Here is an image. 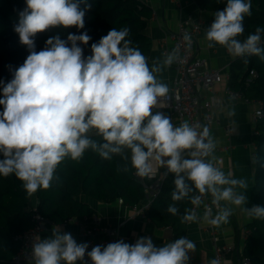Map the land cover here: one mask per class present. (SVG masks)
Here are the masks:
<instances>
[{"label":"clouds","instance_id":"9594fccd","mask_svg":"<svg viewBox=\"0 0 264 264\" xmlns=\"http://www.w3.org/2000/svg\"><path fill=\"white\" fill-rule=\"evenodd\" d=\"M14 31L26 45L29 55L15 69L13 78L3 86V111H0V176L14 174L28 195L48 190L58 166L71 159L79 163L87 151L111 160L120 156L129 171L144 178L158 167L164 176H174L167 211L177 215L175 202L188 200L181 223L203 220L219 228L229 222L234 205L248 217L264 219V206L248 203L246 178H234L216 166V141L207 125L184 120L178 126L158 109L169 98L170 88L159 75L180 60L181 46L165 52L150 67L148 58L128 39L130 29L112 28L98 43L91 45L92 55L85 58L80 44L91 37L69 34L50 37L43 50L36 51L35 37L53 28L85 27V14L92 7L87 0H25ZM84 8H81V4ZM251 0H226L223 10L216 11L214 21L206 29L208 47H224L232 57L257 56L264 61L262 34L257 27L246 39L244 19L251 16ZM183 42L190 46L191 36L185 32ZM70 45V46H69ZM248 63V60H244ZM3 84V81H0ZM235 115L234 110L228 116ZM237 128L231 121L232 132ZM98 136L101 139H94ZM256 162V159L253 161ZM198 193V194H196ZM211 196V204L204 197ZM204 205L203 216L197 209ZM77 243L71 233L54 227L49 237H36L29 264H189L196 243L187 236L154 245L150 237L134 244L118 241L107 246ZM208 264H221L220 258Z\"/></svg>","mask_w":264,"mask_h":264},{"label":"trees","instance_id":"16d2710c","mask_svg":"<svg viewBox=\"0 0 264 264\" xmlns=\"http://www.w3.org/2000/svg\"><path fill=\"white\" fill-rule=\"evenodd\" d=\"M91 4L90 10L85 14V27L77 29L53 28L35 37L36 51L43 50L48 38L59 35L67 40L69 34H82L87 32L91 40L87 45L80 44L85 58L92 55L91 45L98 43L112 28L117 30L128 27V39L133 46L138 47L148 58L151 67L150 54L152 39L146 35L148 20L153 15L151 7L140 0H87ZM201 10L214 14L223 10L226 0H196ZM251 16L244 19V33L239 39L244 40L249 34L255 32L257 27L264 28V0H251ZM26 8L25 0H0V99H3V86L11 81L16 68L21 66L29 50L20 42L19 35L14 26L19 21V12ZM84 8V4H81ZM70 46V45H69ZM262 47H264V34H262ZM247 59L248 63L244 60ZM251 71L256 76L247 82ZM229 87L240 91L250 100H260L264 106V61L257 56L236 58L230 68ZM0 105V111H3ZM264 108V107H263ZM94 139H101L93 136ZM255 151V184L256 191L252 195L254 205L264 206V118L257 124V132L253 136ZM0 155V159H2ZM125 161L120 156H113L111 160L102 159L98 154L87 151L83 159L77 163L65 159L57 168L54 181L48 190H38L28 195L22 187V182L14 174L8 177L0 176V261L10 263L20 248L19 237L31 229L36 221L35 212L43 215L51 224L61 225L65 221H90L95 214L94 209L80 200L82 195L102 203L123 201L129 207L140 205L146 200L147 186L152 184L149 177H138L128 163L129 171H122ZM165 168H161L163 185L158 196L153 200L146 211V216L160 228H170L174 239L187 236L188 224L181 223L180 217L186 208L193 205L188 200L175 202L179 209L177 215L167 211L170 204L171 192L174 190V176H164ZM198 194V193H196ZM37 206L33 207V198ZM247 228L249 237L245 240L241 260L250 259L251 264H264V219L252 218Z\"/></svg>","mask_w":264,"mask_h":264},{"label":"crops","instance_id":"0c3cea01","mask_svg":"<svg viewBox=\"0 0 264 264\" xmlns=\"http://www.w3.org/2000/svg\"><path fill=\"white\" fill-rule=\"evenodd\" d=\"M153 10L152 17L148 20L146 35L152 39V50L150 54V62L152 66L153 60L163 59L166 52V44L171 46L169 34L178 30L180 23L189 16L194 21L201 24L202 30L197 36V54L204 59L211 69L221 70L224 73L222 83L215 86V92L223 100V107L216 111V123L210 128L211 134L216 141V166L220 167L226 174L231 171L234 178H246L248 181V189L246 196L248 203L245 207L251 208L254 203L252 195L256 191L255 184V145L253 136L257 131L254 123V113L257 109L255 103H246L241 100H233L226 95L225 90L228 86L227 76L230 75L232 62L238 57H232L224 47L219 45L209 48L206 40V29L213 23V14L209 11L201 10L196 0H140ZM175 76L173 64L165 69L159 78L168 85L172 86ZM235 112L232 117L228 116L229 111ZM166 115L172 118L175 125L180 123L176 118L172 117L169 112ZM231 121H235L237 128L232 132ZM231 133L228 134L227 129ZM161 167L157 168L152 175H160ZM80 200L88 203L95 211L94 215L100 216L102 222L97 225L99 230L105 226L117 227L118 241L134 244L141 237H150L157 247L163 246L167 242H174V235L170 228H160L156 226L150 219L140 216H134L133 210L126 205L120 204L119 201L113 203H102L91 199L85 195ZM33 207L37 206V200L33 199ZM211 203V196L208 195L204 204ZM223 206L231 207L233 212L229 218V222L222 224L219 228L215 227L216 234L219 237L218 244L233 248V252L226 253L223 256L222 264H243L241 256L243 254L244 243L246 240L244 230L252 221L240 208L221 202ZM143 204V202L141 203ZM140 204V205H141ZM213 215L216 209L212 208ZM204 205L198 209V216L202 217ZM210 225L202 219L198 222L188 224L187 237L196 243V252L190 254L189 264H208L211 259L215 258L214 245L211 236L207 233ZM54 227H59L64 233H71L73 238L78 242L87 239L88 233L95 227L90 221L73 220L67 226L50 224L47 231L43 235V239L51 235ZM97 238L101 237V233H96ZM0 264H10L1 262ZM80 264V263H78Z\"/></svg>","mask_w":264,"mask_h":264},{"label":"built area","instance_id":"2783aa9c","mask_svg":"<svg viewBox=\"0 0 264 264\" xmlns=\"http://www.w3.org/2000/svg\"><path fill=\"white\" fill-rule=\"evenodd\" d=\"M201 30V24L194 21L193 18L189 16L180 23L177 31L169 34V41H171L170 44L172 47L166 44L165 50L166 52H171L177 45H180V60L173 63L175 76L170 88L169 98L162 101L165 106L163 109L158 110L164 113L169 112V114L176 118L179 123L188 120L190 123L199 122L211 128L216 123V111L223 107V100L216 94L215 86L223 82L224 73L221 70L211 69L208 66V63L198 56L197 36ZM185 32H187L192 38L190 46L183 42L182 38ZM255 76L256 72L251 71L247 82H251ZM229 79L230 75L227 76V81H229ZM225 93L233 100L255 103L258 106L254 113V123L257 128L259 121L264 118V106L262 101L250 100L246 98L242 92L231 89L229 85L227 86ZM227 132L228 134L231 133L229 128L227 129ZM163 178V176L158 175L149 176V179L152 180V184L146 188L148 197L143 204L130 207L133 210L134 216H140L147 219L146 211L160 193L163 185ZM206 199L207 196L204 197V201H206ZM119 203L123 204V201L120 199ZM207 205L216 209L211 203ZM34 219L36 221L35 225L19 237L20 248L13 256L10 264H29L31 247L35 238L39 237L43 239L44 233L51 224L39 212H35ZM72 221V219H69L60 226L65 227ZM91 221L94 223L95 227L88 233V237L85 241H77V243H88L89 247L87 251H91L94 246H107L109 243L117 242V227L109 225L99 230L97 225L102 222V219L97 215H93ZM97 232L101 233V237L97 238ZM207 233L211 236V241L214 245L215 258L219 257L222 264L224 254L231 253L234 250L231 247L220 246L218 244L219 237L216 234L215 227L210 225L207 228ZM244 234L247 239L250 235V230L246 228ZM85 261L87 264H92L87 256H85ZM243 264H251L250 259L245 258Z\"/></svg>","mask_w":264,"mask_h":264},{"label":"rangeland","instance_id":"374dc122","mask_svg":"<svg viewBox=\"0 0 264 264\" xmlns=\"http://www.w3.org/2000/svg\"><path fill=\"white\" fill-rule=\"evenodd\" d=\"M32 198L35 199L34 196H32Z\"/></svg>","mask_w":264,"mask_h":264},{"label":"bare ground","instance_id":"6f19581e","mask_svg":"<svg viewBox=\"0 0 264 264\" xmlns=\"http://www.w3.org/2000/svg\"><path fill=\"white\" fill-rule=\"evenodd\" d=\"M243 262V261H242Z\"/></svg>","mask_w":264,"mask_h":264}]
</instances>
